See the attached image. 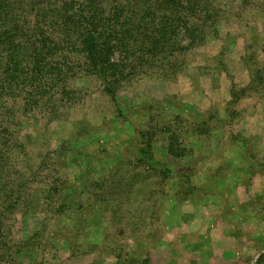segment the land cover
<instances>
[{
	"label": "rangeland",
	"instance_id": "obj_1",
	"mask_svg": "<svg viewBox=\"0 0 264 264\" xmlns=\"http://www.w3.org/2000/svg\"><path fill=\"white\" fill-rule=\"evenodd\" d=\"M210 8L189 50L127 31L107 81L64 52L55 117L16 113L1 222L33 241L13 264H264V0Z\"/></svg>",
	"mask_w": 264,
	"mask_h": 264
},
{
	"label": "trees",
	"instance_id": "obj_2",
	"mask_svg": "<svg viewBox=\"0 0 264 264\" xmlns=\"http://www.w3.org/2000/svg\"><path fill=\"white\" fill-rule=\"evenodd\" d=\"M210 3L212 0H0V183L7 162L5 144L15 134L8 125L16 124V113L20 111L23 117L33 110L52 119L66 96L63 84L73 63L64 52L80 48L94 73L107 81L120 36L142 31L146 35L140 38L142 44L166 41L167 54L189 50L202 41L204 29L213 22L215 8ZM162 31L168 34L154 36ZM17 99L21 105L15 108ZM16 197L12 202L18 201ZM12 202L0 209V264H13L16 253L29 249L33 241L31 237L8 239L1 219L17 206ZM258 262L263 264V259Z\"/></svg>",
	"mask_w": 264,
	"mask_h": 264
}]
</instances>
